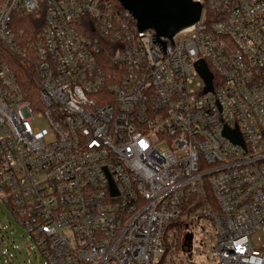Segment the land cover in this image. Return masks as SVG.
I'll return each instance as SVG.
<instances>
[{
  "label": "built area",
  "instance_id": "obj_1",
  "mask_svg": "<svg viewBox=\"0 0 264 264\" xmlns=\"http://www.w3.org/2000/svg\"><path fill=\"white\" fill-rule=\"evenodd\" d=\"M193 1L171 39L114 0L0 3L39 82L0 63V205L43 264H264V0ZM40 9L25 48L12 11Z\"/></svg>",
  "mask_w": 264,
  "mask_h": 264
},
{
  "label": "water",
  "instance_id": "obj_2",
  "mask_svg": "<svg viewBox=\"0 0 264 264\" xmlns=\"http://www.w3.org/2000/svg\"><path fill=\"white\" fill-rule=\"evenodd\" d=\"M136 21L140 31L154 30L156 37L173 38L179 31L196 23L201 14L202 6L193 0H118ZM197 69L206 81V89L211 88V73L204 62H198ZM225 136L239 141L237 131L224 130ZM188 234L186 238H190Z\"/></svg>",
  "mask_w": 264,
  "mask_h": 264
},
{
  "label": "trees",
  "instance_id": "obj_3",
  "mask_svg": "<svg viewBox=\"0 0 264 264\" xmlns=\"http://www.w3.org/2000/svg\"><path fill=\"white\" fill-rule=\"evenodd\" d=\"M120 8L123 7L120 5ZM43 24L44 11L42 9L35 14H27L21 10L12 11L10 21L11 31L18 44L25 48H28L30 40L36 36ZM30 55L29 51L25 53V57H23L22 53L12 51L0 38V63H5L13 71L25 97L31 100L37 94L39 82L32 61H30L32 58L29 60ZM196 197L191 196L187 203L190 204L198 201L197 204H200V200H197L199 198L197 197L196 199ZM196 206L195 203L194 207ZM188 208L192 210L191 207ZM184 211L189 212L188 209H184Z\"/></svg>",
  "mask_w": 264,
  "mask_h": 264
},
{
  "label": "rangeland",
  "instance_id": "obj_4",
  "mask_svg": "<svg viewBox=\"0 0 264 264\" xmlns=\"http://www.w3.org/2000/svg\"><path fill=\"white\" fill-rule=\"evenodd\" d=\"M114 4L119 9L120 3L118 0H114ZM252 242L255 246L262 243L260 234L254 237ZM12 245H17V247L12 248ZM31 245L32 243L28 240L25 229L19 225L10 209L6 205L1 204L0 264H43L42 255L37 254L34 249H31ZM2 250H5V255L1 253Z\"/></svg>",
  "mask_w": 264,
  "mask_h": 264
}]
</instances>
